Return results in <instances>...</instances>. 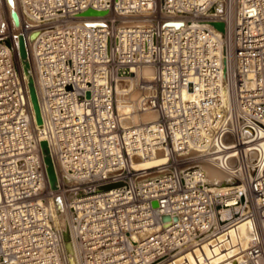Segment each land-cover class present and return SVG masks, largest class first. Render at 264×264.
<instances>
[{
  "label": "built area",
  "instance_id": "built-area-1",
  "mask_svg": "<svg viewBox=\"0 0 264 264\" xmlns=\"http://www.w3.org/2000/svg\"><path fill=\"white\" fill-rule=\"evenodd\" d=\"M17 2L22 32L40 30L32 59L54 156L73 181H61L58 194L81 264H168L242 221L259 238L228 264H264V0ZM89 9L107 14L77 19ZM5 37L0 264H64L39 146L44 133L33 128ZM124 79L142 93L137 112L155 111L154 122L122 126L133 114L118 109ZM160 153L165 164L134 169L136 159ZM207 163L232 181L210 182L200 168ZM113 184L121 186L98 191Z\"/></svg>",
  "mask_w": 264,
  "mask_h": 264
},
{
  "label": "bare ground",
  "instance_id": "bare-ground-1",
  "mask_svg": "<svg viewBox=\"0 0 264 264\" xmlns=\"http://www.w3.org/2000/svg\"><path fill=\"white\" fill-rule=\"evenodd\" d=\"M14 6L13 10L17 13L19 18V26L15 27L11 18H10V9L6 4L5 0H0V13L1 18L3 20V29L1 30V34L9 33L10 37L2 38L4 41H9L10 43V50H12L13 57L17 60L19 66V73L20 78L24 86V95L25 100L28 102L31 111V123L35 130L43 131L44 135L39 136V146L41 149V153L43 156V160L48 158L52 161L53 170L55 174V190L51 189L50 183L48 181L49 189L55 193L53 204L51 205V212L53 221L55 223V227L60 236V247L62 251L63 263L68 264V253L66 251L65 243L63 240L62 233L64 230H68L69 232V241L71 246V256L73 257L74 264H81L80 256L78 252L77 245L74 242L72 233H71V217L69 210L62 209V211H58L55 205V199L57 197L60 198L62 204V197L58 194V187L61 184V181L65 184H72L73 181L69 179L68 175H66L59 167V164L54 156V149L52 147L50 137H49V126L46 119V113L42 104L41 100V93L38 87V78H37V68L32 59V46L35 40L38 38L40 34V30H32L27 34H24L20 28L22 16L19 12L18 2L17 0H13ZM218 12L223 13V7L217 8ZM81 15V14H80ZM78 16L77 19H87V17H103V16H87L82 17ZM25 21L29 25H32L33 22L27 18H24ZM81 21V20H80ZM222 23V22H217ZM224 24V23H223ZM184 24L182 23L181 26ZM180 26V27H181ZM213 26V23H212ZM39 28V26H36ZM97 27V26H96ZM179 28V27H178ZM38 32L37 37L30 41L29 37L32 33ZM23 39L26 55L25 59H22L19 56V40ZM1 41V39H0ZM31 60L32 70L30 67L29 61ZM28 64V67L26 66ZM144 77L151 81L153 79V71L149 68L144 70L143 73ZM32 80L33 86L36 92L38 105L40 109V116L42 119V123L40 125L36 122V116L31 104L30 96H29V81ZM130 80H121V82L117 86V94L120 95L118 99V109L124 114H127L129 111H133V114H130L128 117H125L122 120V126L125 128L140 125L142 123H151L157 119V113L155 111H147L143 113L137 112L138 103L142 97V93L138 88L135 87V83L132 82L130 85ZM130 87L127 90L129 93L127 99L121 97L123 95V90L125 87ZM146 94H149L146 92ZM129 100V101H126ZM41 143H46L45 145L41 146ZM166 163L165 157L160 153L157 157L152 159H145L139 160L136 159L134 161V169L136 170H149L155 168L157 166H161ZM45 164V163H44ZM46 166V165H45ZM200 168L204 171L205 175L208 177L210 182H217L221 183V185H225L226 183H230L232 181L231 177L220 170L219 166L215 164H203ZM105 187V186H104ZM100 192H104L102 190H98ZM234 198L226 199L227 205L234 204ZM259 233L256 229H254L252 223L250 221H242L234 228L224 231L222 228L219 231L216 229L212 235L206 236L203 240L199 242L195 247L191 249V251L187 252L185 255L174 259L173 261L169 262L168 264H228L230 262L238 261L241 257L242 252L246 248L248 241L251 240L253 237L259 238ZM195 243V242H193ZM199 246V248H198Z\"/></svg>",
  "mask_w": 264,
  "mask_h": 264
},
{
  "label": "water",
  "instance_id": "water-1",
  "mask_svg": "<svg viewBox=\"0 0 264 264\" xmlns=\"http://www.w3.org/2000/svg\"><path fill=\"white\" fill-rule=\"evenodd\" d=\"M6 4L8 5L9 9H10V18L14 24L15 27L19 26V18L17 13L13 10V6H14V2L13 0H5ZM107 13L106 12H96L94 10H87L86 12L82 13L80 16L82 17H87V16H105ZM167 25L169 26H174L176 28L180 27L182 25V23H168ZM91 26H101L100 24H92ZM213 27L215 29H217L220 32H224V24L223 23H213ZM38 35V32H34L30 35L29 39L30 41H33ZM5 44L10 47V43L9 41H5ZM19 56L22 59H25L27 57L26 55V50H25V45H24V41L23 39L19 40ZM28 67V64L26 65ZM29 96H30V100H31V104L36 116V122L38 125H40L42 123V119L40 116V109H39V105H38V100H37V96H36V92L33 86V82L32 80L29 81ZM89 95H87L88 97ZM46 143H41L42 145H45ZM44 163L46 165V173H47V177H48V181L50 183L51 189L55 190V174H54V170H53V165H52V161L48 158L44 159ZM121 186V184H113V185H108L105 187H101L100 190L102 191H108L114 188H117ZM55 205L58 211H62V204H61V200L59 197H57L55 199ZM154 206H156V204H153ZM63 236V240L65 243V247H66V251L68 253V264H74V260L73 257L71 256V246H70V241H69V232L68 230H64L62 233Z\"/></svg>",
  "mask_w": 264,
  "mask_h": 264
},
{
  "label": "rangeland",
  "instance_id": "rangeland-1",
  "mask_svg": "<svg viewBox=\"0 0 264 264\" xmlns=\"http://www.w3.org/2000/svg\"><path fill=\"white\" fill-rule=\"evenodd\" d=\"M16 62H17V60H16ZM29 63H30V67H31V70H32L33 67H32V64H31L32 63L31 60L29 61ZM17 65H18V62H17Z\"/></svg>",
  "mask_w": 264,
  "mask_h": 264
}]
</instances>
